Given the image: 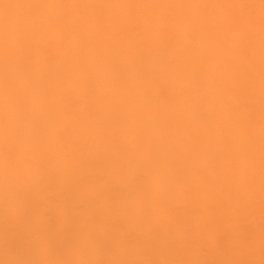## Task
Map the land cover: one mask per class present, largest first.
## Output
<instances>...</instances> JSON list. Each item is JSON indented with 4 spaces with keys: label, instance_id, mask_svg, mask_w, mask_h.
I'll return each mask as SVG.
<instances>
[{
    "label": "bare ground",
    "instance_id": "1",
    "mask_svg": "<svg viewBox=\"0 0 264 264\" xmlns=\"http://www.w3.org/2000/svg\"><path fill=\"white\" fill-rule=\"evenodd\" d=\"M5 3L17 6L0 7V260L259 261L260 0ZM5 28L29 44L7 72L10 120ZM228 62L239 68L222 81ZM221 98L241 105L237 125ZM219 181L215 199L243 209L228 234L204 226Z\"/></svg>",
    "mask_w": 264,
    "mask_h": 264
},
{
    "label": "snow or ice",
    "instance_id": "2",
    "mask_svg": "<svg viewBox=\"0 0 264 264\" xmlns=\"http://www.w3.org/2000/svg\"><path fill=\"white\" fill-rule=\"evenodd\" d=\"M17 5L13 4H2L6 11ZM27 7H90V5H27ZM168 7H172L169 5ZM223 7H254L253 5H224ZM260 24H261V109H260V139H261V200H260V250L261 259L259 261L249 259H216V260H184V259H173V260H155V259H28V258H13L4 259L0 261V264H264V0H260ZM54 23L56 21H48ZM232 39L228 38L226 33L225 44H231ZM29 47L28 42L24 39L22 34L12 35L5 28L3 37V49L5 53V70H6V104H5V118L10 120L12 113L9 112V101L12 100V82L7 78V72L11 68V57L15 53L20 54L21 60H28L29 56L26 53V49ZM239 65L233 62H228L226 72L221 74L222 81H226L229 76L235 75ZM70 102V101H69ZM220 107L224 110L226 116L230 118V123L235 126L239 123V113L241 111V105L238 103H232L229 99L221 98ZM249 122H251V113H249ZM8 127L5 128V142H6V165L10 158V149L8 147ZM214 155V154H213ZM233 174L235 170H232ZM208 194L215 199V194L223 192V182L219 181L218 184H206ZM238 199L233 193L229 192L227 200ZM217 208L220 211H217ZM243 212V209L232 207L222 199H215V203L212 207L206 210V222L205 228L209 225L213 226L221 234H228L230 231V225L232 218ZM103 227L105 229H112L122 231V226L114 222H106ZM254 241L251 238L241 239L240 244L244 246H251ZM239 244L233 248V255L239 254ZM8 251L19 256L22 252V247L13 242Z\"/></svg>",
    "mask_w": 264,
    "mask_h": 264
},
{
    "label": "clouds",
    "instance_id": "3",
    "mask_svg": "<svg viewBox=\"0 0 264 264\" xmlns=\"http://www.w3.org/2000/svg\"><path fill=\"white\" fill-rule=\"evenodd\" d=\"M0 261H2V260H0Z\"/></svg>",
    "mask_w": 264,
    "mask_h": 264
}]
</instances>
